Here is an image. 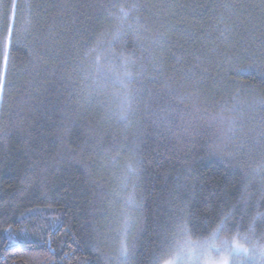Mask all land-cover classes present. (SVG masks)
Segmentation results:
<instances>
[{
    "label": "trees",
    "instance_id": "1",
    "mask_svg": "<svg viewBox=\"0 0 264 264\" xmlns=\"http://www.w3.org/2000/svg\"><path fill=\"white\" fill-rule=\"evenodd\" d=\"M0 264H264V0H0Z\"/></svg>",
    "mask_w": 264,
    "mask_h": 264
},
{
    "label": "rangeland",
    "instance_id": "2",
    "mask_svg": "<svg viewBox=\"0 0 264 264\" xmlns=\"http://www.w3.org/2000/svg\"><path fill=\"white\" fill-rule=\"evenodd\" d=\"M122 221V220H121ZM120 222V221H119ZM121 224H123V221L121 222Z\"/></svg>",
    "mask_w": 264,
    "mask_h": 264
}]
</instances>
